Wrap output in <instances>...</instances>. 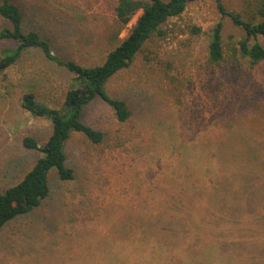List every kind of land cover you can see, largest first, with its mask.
<instances>
[{"label":"rangeland","instance_id":"obj_1","mask_svg":"<svg viewBox=\"0 0 264 264\" xmlns=\"http://www.w3.org/2000/svg\"><path fill=\"white\" fill-rule=\"evenodd\" d=\"M48 1L82 18L84 26L98 34L94 54L99 55L100 36L113 21L115 0ZM223 2L235 12H243L247 4ZM140 15L133 17L121 38ZM218 22L224 24L225 47L241 38V29L222 18L214 0L190 4L165 24L163 37L154 36L130 67L109 81L111 96L131 104V119L117 122L100 100L87 108L85 122L105 131V142L92 145L82 134L71 136L66 152L76 179L54 182L42 211L0 233V264H149L153 256L161 257L158 264H190L189 257L166 261L161 245L147 240L140 244L143 231L131 232L138 226L146 231L166 223L175 226L171 220L176 204L169 201L178 195V185L188 195L218 187L213 174L218 165L210 162L209 143L222 132L219 128H231L229 137L237 136L240 143L251 135L264 138V63L255 69L244 65L238 73L229 62L210 65L206 47ZM194 27L202 32L193 33ZM76 48L67 53L80 60ZM8 75L9 81L0 75L2 189L17 184L39 156L23 148L22 137H36L43 145L52 129L49 120L21 108L23 93L32 92L38 100L59 107L71 79L39 56Z\"/></svg>","mask_w":264,"mask_h":264},{"label":"trees","instance_id":"obj_2","mask_svg":"<svg viewBox=\"0 0 264 264\" xmlns=\"http://www.w3.org/2000/svg\"><path fill=\"white\" fill-rule=\"evenodd\" d=\"M198 1L201 0H115L113 21L101 33V50L95 56L98 34L90 32L82 18L70 16L48 0H0L2 80L9 81L8 71L35 56L71 76L59 107L38 100L32 92L21 97V108L33 117L49 120L52 129L43 145L36 137H22L23 148L39 156L17 184L0 187V233L13 222L42 211L51 198L54 182L76 179L66 152L73 134H82L92 145L105 142L106 132L84 120L93 102L102 101L119 123L131 119V104L111 96L109 81L129 68L154 36L165 35V24ZM214 1L222 18H229L241 29L242 36L225 47L224 24L218 22L211 29L206 47L208 63L220 66L229 62L237 73L244 65L255 69L264 63V0H247L243 12L228 10L224 0ZM139 12L135 25L121 38ZM192 30L195 34L202 32L199 27ZM73 47L81 51L80 60L67 53ZM227 129L219 128L222 132L215 133L214 142L209 143L210 162L218 165V170L214 165L213 172L218 187L188 195L185 187L178 185V195L169 201L176 204L171 220L175 226L166 223L164 227L149 225L147 231L141 226L132 229L135 235L143 231L140 244L147 240L161 245L160 254L167 257L166 261L189 257L193 259L190 264H264V138L251 135L240 143L237 136L229 137ZM181 206L184 207L179 209ZM153 258L149 264H158L161 257Z\"/></svg>","mask_w":264,"mask_h":264}]
</instances>
